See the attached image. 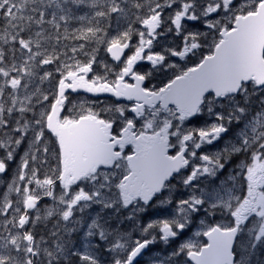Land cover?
Segmentation results:
<instances>
[{
    "label": "snow or ice",
    "instance_id": "1",
    "mask_svg": "<svg viewBox=\"0 0 264 264\" xmlns=\"http://www.w3.org/2000/svg\"><path fill=\"white\" fill-rule=\"evenodd\" d=\"M0 184V264H264V0H0Z\"/></svg>",
    "mask_w": 264,
    "mask_h": 264
},
{
    "label": "flooded vegetation",
    "instance_id": "2",
    "mask_svg": "<svg viewBox=\"0 0 264 264\" xmlns=\"http://www.w3.org/2000/svg\"><path fill=\"white\" fill-rule=\"evenodd\" d=\"M129 54H131L130 53V51L129 50H126L125 51V56H127V55H129ZM205 54H206V51H205ZM195 59H198V57L197 58H195ZM110 60V59H109ZM176 60H177V62H180V63H185L184 61H180L179 60V58H176ZM192 62L193 61H189L188 62V66H191L192 65ZM150 67V64L147 62V61H144V62H141V64L140 65H138V68L140 69V70H146V69H148ZM126 79H128V78H126ZM129 82H131V81H129ZM158 81L157 80H153L152 81V83L153 84H156ZM162 86V85H161ZM81 96H87L88 97V99L89 100H92L93 98L92 97H90V96H88V95H83V94H81ZM99 100V99H98ZM99 101H110V102H112V101H115L113 98H111V99H101V100H99ZM123 103H125V102H123ZM128 104H130V103H128ZM129 148H131V146H129ZM241 159H243V158H241ZM220 220H222L219 216H217V217H215L214 219H211V220H209V224H213V223H216L215 221H220ZM201 239H202V241H206V237H201ZM157 248H159V247H161L160 245H157L156 246ZM154 252H155V250H153ZM155 254H159L158 252H155ZM149 259V254H146L145 256H144V260H148Z\"/></svg>",
    "mask_w": 264,
    "mask_h": 264
},
{
    "label": "rangeland",
    "instance_id": "3",
    "mask_svg": "<svg viewBox=\"0 0 264 264\" xmlns=\"http://www.w3.org/2000/svg\"><path fill=\"white\" fill-rule=\"evenodd\" d=\"M3 190H4L3 184H0V192H2ZM209 220H211V219H209ZM209 220L207 221V223H209ZM215 222L219 223V222H226V221L220 220V221H215ZM197 223H198V221H197ZM199 230H200L199 228H197L196 226H193V228L188 233H186L185 238H187L189 236H194L195 232L199 231ZM197 239L202 240L201 237H197ZM184 259H187V257H185Z\"/></svg>",
    "mask_w": 264,
    "mask_h": 264
},
{
    "label": "water",
    "instance_id": "4",
    "mask_svg": "<svg viewBox=\"0 0 264 264\" xmlns=\"http://www.w3.org/2000/svg\"><path fill=\"white\" fill-rule=\"evenodd\" d=\"M108 56H109V58L111 60L110 55H108ZM81 94H85V95H88V96L93 97V98H108L109 97V98H114L115 100L117 99L115 97H112L111 94H100L99 96H96L94 94H87V93H83V92H81ZM123 101L124 102H129V101L124 100L123 98H120V102H123ZM206 239H207V237H206Z\"/></svg>",
    "mask_w": 264,
    "mask_h": 264
},
{
    "label": "trees",
    "instance_id": "5",
    "mask_svg": "<svg viewBox=\"0 0 264 264\" xmlns=\"http://www.w3.org/2000/svg\"><path fill=\"white\" fill-rule=\"evenodd\" d=\"M101 56L103 57V58H105L108 62H110V60H109V57H108V55L106 54V53H104L103 51L101 52ZM111 63V62H110ZM99 101V100H98ZM101 102H110V101H101Z\"/></svg>",
    "mask_w": 264,
    "mask_h": 264
}]
</instances>
